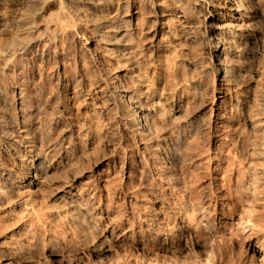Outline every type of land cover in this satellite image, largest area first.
Masks as SVG:
<instances>
[{
  "label": "rangeland",
  "instance_id": "rangeland-1",
  "mask_svg": "<svg viewBox=\"0 0 264 264\" xmlns=\"http://www.w3.org/2000/svg\"><path fill=\"white\" fill-rule=\"evenodd\" d=\"M119 1L102 13L113 15L111 22L59 34L50 21L59 3L44 7V0H0V12L13 20L9 33L0 35L4 37L0 39V166L11 171L14 183L0 202V241L15 245L10 239L12 230L25 225L30 243L19 251L28 264H261L251 245L259 242L264 247V174L259 169H264V154L258 153L259 147L256 150L257 145L264 147V127L256 132L250 120L264 117V43L253 49L245 44L249 46L243 57L246 67L221 82L207 48L211 37L199 0ZM67 2L81 9L76 0ZM157 3L179 8L192 18L190 49L172 41L167 42H172L168 48L166 42L159 43L161 37L153 40L152 32L159 28ZM244 5L246 24L264 34V0L244 1ZM88 13V17L93 14ZM46 28L55 35L44 34ZM115 28L126 29L128 34L112 37L108 33ZM29 40H34L37 54L32 64L19 53L20 44ZM109 48L121 63L108 54ZM132 72L160 98L165 113V122L155 127L153 141L131 132L122 121L124 110L113 104L110 92L96 94L98 86L112 79L117 93L126 95L125 103H136L142 87L131 79ZM64 75L74 89L67 94L59 86ZM73 91L78 96L71 99ZM219 118L223 123H217ZM3 130L9 131L12 148L22 151L27 143L35 146L33 150L47 157L46 165L71 146L72 163L40 179L38 187L19 192L18 187L30 181L24 168L33 154L20 161L6 157ZM101 177L106 178L105 184H99ZM64 178L96 194L90 212H73L55 199L57 188L66 183ZM51 179L63 181L53 184ZM156 195L165 209L156 203ZM203 212L211 216L201 223ZM100 213L102 222L96 218ZM251 217L253 225H245ZM179 221L190 224L180 248L164 249L148 232L152 223L156 229L173 233ZM111 225L116 231L105 243L102 234ZM104 247L108 251L96 262L92 249ZM7 255L1 247L0 264H11Z\"/></svg>",
  "mask_w": 264,
  "mask_h": 264
},
{
  "label": "bare ground",
  "instance_id": "bare-ground-1",
  "mask_svg": "<svg viewBox=\"0 0 264 264\" xmlns=\"http://www.w3.org/2000/svg\"><path fill=\"white\" fill-rule=\"evenodd\" d=\"M38 1V0H37ZM42 1V0H41ZM78 4L80 3L81 9H73L72 7L69 6V3L67 0H44L45 4H51L53 3H59V11L51 17V22L54 23L56 27V32L61 34L66 32H72L77 30L79 27L82 28V26L92 27V26H99L100 22H105L109 23L113 20V15L110 16L108 15H102L104 11L107 10V7L109 4L114 5V3L120 2L119 0H76ZM244 1H250V0H199L200 2V7L204 11V16L205 20L207 23V26L209 28V34H210V40L208 42V49L210 55L213 57L215 68L217 69V72L221 74V82L226 81L227 78L231 79L233 76V73H239L242 68L246 67L244 66L243 63V57L246 54V49L250 47V49L254 48L255 46H258L257 44H263L264 43V34L260 33L259 31H253L249 28V25L246 24V19H249L247 16V8L244 6ZM36 2V1H35ZM157 2V1H156ZM76 3V2H75ZM155 3V2H154ZM249 3V2H248ZM253 3V2H252ZM149 4V3H148ZM58 5V4H57ZM73 4H71L72 6ZM75 5V4H74ZM150 5V4H149ZM44 6V7H45ZM48 6V5H47ZM153 6V5H152ZM158 7L155 15L156 19L159 23V28L152 32V38L153 40L158 41L159 38L161 37V42H169L172 41L178 42L180 47L182 49H185L188 47V45L193 41V36L189 32V30L192 29V18L185 13L183 10L177 8V9H171L168 6H163L160 3H157L156 5ZM77 7V6H75ZM155 7V6H154ZM252 8V7H251ZM254 9V8H253ZM92 12L88 17V12ZM247 11V12H246ZM253 11V10H252ZM257 14L260 16L262 15L261 12H257ZM115 15V14H114ZM197 15V14H196ZM155 17V16H154ZM13 18V17H12ZM196 18V17H195ZM251 19V18H250ZM194 21V20H193ZM49 22V21H48ZM50 22V23H51ZM198 22V21H197ZM204 23V22H203ZM13 20L10 19L6 13L0 12V35L8 34L10 31V28H12ZM46 25V24H45ZM47 27V25H46ZM154 27V26H153ZM206 27V26H205ZM253 27V26H252ZM194 28V27H193ZM196 28V27H195ZM55 29V28H54ZM152 29V28H151ZM166 29H168V32H166ZM25 30V28H24ZM79 30V29H78ZM16 31V30H15ZM107 31V30H106ZM199 31V30H198ZM128 31L126 29H121L120 31L116 30V28L111 31H109L108 34H110L112 37H117L123 34H128ZM22 34V33H21ZM44 34L53 36L55 35L52 32H49V30L46 28L44 31ZM5 36V35H4ZM8 35H6L7 37ZM124 36V35H123ZM2 37V36H1ZM0 37V39H1ZM10 37V36H9ZM24 37V36H23ZM111 37V38H112ZM200 37V36H199ZM203 37V36H202ZM4 38V37H3ZM2 38V39H3ZM1 39V40H2ZM9 39V38H8ZM23 39V38H22ZM30 39V38H29ZM0 40V41H1ZM12 40V39H11ZM30 42L20 44L21 48L19 49V53L21 55H24L25 58L23 59L27 64H32L36 58L37 54L36 51L33 50L35 42L34 40H29ZM36 41V39H35ZM109 41V40H108ZM12 42V41H11ZM24 42V41H23ZM170 42V43H172ZM198 42V41H197ZM1 43V42H0ZM87 43V42H86ZM101 43V42H100ZM170 43H167L166 47L171 48ZM90 42L87 43L89 45ZM169 44V45H168ZM245 44H249V46L246 47ZM110 45V44H109ZM118 45V44H117ZM123 45V44H122ZM197 45V44H196ZM200 45V44H199ZM244 45L246 48H244ZM116 46V45H115ZM126 45H124L125 47ZM2 47V45H1ZM0 47V48H1ZM117 47V46H116ZM153 47V46H152ZM179 47V46H178ZM195 47V46H194ZM107 48V47H106ZM113 48V47H112ZM107 49L108 54L119 61L120 59L118 56L115 55V51L113 49ZM154 48V47H153ZM189 48V47H188ZM198 48V47H197ZM258 49V47H256ZM255 48V49H256ZM126 49V48H125ZM159 49V48H158ZM180 49V48H179ZM187 49V48H186ZM185 49V50H186ZM190 49V48H189ZM87 50L91 52V47L88 46ZM165 50V49H164ZM172 50V49H171ZM160 51V50H159ZM176 51V50H174ZM253 51V50H252ZM251 51V52H252ZM11 52V51H10ZM94 52V51H93ZM124 52V51H123ZM179 52V51H177ZM177 52H175L177 54ZM189 52V51H188ZM192 52V51H191ZM171 53V52H170ZM11 54V53H10ZM9 54V55H10ZM12 54H14L12 52ZM123 54V53H122ZM121 54V55H122ZM127 54V53H125ZM134 54V53H133ZM137 54V53H136ZM251 54V53H249ZM95 55V54H94ZM135 55V54H134ZM173 55V54H172ZM178 55V54H177ZM12 56V55H11ZM107 56V55H106ZM129 56V55H128ZM136 56V55H135ZM246 56V55H245ZM13 57V56H12ZM11 57V59H12ZM124 57V56H123ZM122 57V58H123ZM133 57V56H132ZM138 57V56H137ZM10 58V56H9ZM111 58V59H112ZM121 58V56H120ZM126 58V57H125ZM124 58V59H125ZM128 59L131 60V58L128 57ZM127 59V60H128ZM115 60V61H116ZM136 60V59H135ZM122 61V60H121ZM121 61H119L121 63ZM123 63V62H122ZM174 63V62H171ZM176 63V62H175ZM124 64V63H123ZM132 64V63H131ZM147 64V63H146ZM11 65V64H10ZM176 65V64H175ZM126 66V65H125ZM129 66V65H128ZM167 66V64H166ZM217 66H220L218 69ZM176 67V66H175ZM178 67V66H177ZM105 68V67H104ZM168 68V66H167ZM214 68V69H215ZM99 69V68H98ZM141 69V68H140ZM146 69V67H145ZM127 70V69H126ZM174 70V69H173ZM108 71V70H107ZM110 71V70H109ZM132 71V70H131ZM134 71V70H133ZM169 71H172L171 69ZM174 72V71H173ZM176 73V72H175ZM131 79L134 81L135 84L139 85L142 87V92L140 94V98L138 101H135L136 103L133 104H126L124 101L125 96L121 97L120 94L117 93L116 91V83L115 81H104V84L101 86H98L97 89V95L98 96H104L106 91L110 92L114 96L113 104L117 107H121L125 112L123 111L122 115V121L125 122V124L130 128L131 132L135 133L139 137H145L148 139H151V141L154 140V136L156 135L155 127L162 122L164 119L163 117L165 113H163L161 103H160V98L156 96L155 92L152 91L150 87H147L143 85L145 83L144 79L139 76V74L131 73L129 74ZM215 77V76H214ZM106 78V77H105ZM177 78V77H176ZM60 91L64 94H67L71 92L72 90V84L69 80L68 77L64 75V77L60 78ZM109 79V78H108ZM149 80V79H148ZM147 80V81H148ZM236 80V79H235ZM172 81V80H171ZM232 81V80H231ZM237 81V80H236ZM76 82V81H75ZM174 82V81H173ZM159 83V82H158ZM225 83V82H224ZM232 84V83H231ZM151 85V84H150ZM154 85V84H153ZM152 86V85H151ZM185 86V85H184ZM188 86V85H187ZM77 89V88H76ZM139 89V88H138ZM263 92V91H261ZM78 92L73 91V97L71 99H74L77 97ZM264 93V92H263ZM163 94V93H162ZM161 95V94H160ZM163 96V95H161ZM261 96V95H260ZM263 99L261 100L263 104L262 107L264 106V96H261ZM166 98V97H165ZM21 101L24 99V96H22ZM86 100V99H85ZM92 100V99H91ZM172 101V100H171ZM86 103V102H85ZM89 103V102H88ZM170 103V102H169ZM22 104V102H21ZM20 104V105H21ZM74 104V103H73ZM142 104H148L150 107L148 109L142 108ZM0 106H1V98H0ZM85 106V105H84ZM87 106H89L87 104ZM66 109V108H65ZM91 109V108H90ZM122 111V110H121ZM264 111V107H263ZM262 113V112H261ZM260 114V113H259ZM264 113H262L263 115ZM29 117V116H28ZM116 117V116H115ZM224 118V117H223ZM5 119V118H4ZM3 120V119H2ZM167 120V119H166ZM249 120V119H248ZM165 122V120H164ZM219 124L223 123L222 118H219ZM4 124V123H3ZM251 126L257 131H260L264 127V117L261 116H256L255 118L250 120ZM0 126L1 121H0ZM6 125L4 124V127ZM223 126V125H222ZM3 127V126H2ZM1 131V130H0ZM262 131V130H261ZM9 132V131H8ZM8 132L6 130L2 131L1 135L3 140V154L6 157H9L13 159L14 161H20V159H24L26 155L33 154L32 156L30 155L31 158L26 159L27 162V167L24 168L25 173L27 176H29V182H27V186H21L19 188V192H22L25 187H38L42 182H40V179H47L50 177V175L54 171H58L60 168H66L72 163V158L70 156L73 154L74 150L71 148V146H67L65 150L53 159L52 162H50L48 165H46L48 159L44 154L37 152L36 150H33V147L27 143V146L25 150L22 151H17L16 148H12L10 144V139H8ZM13 132V131H12ZM155 133V134H154ZM255 133V132H254ZM11 133L10 135H12ZM257 135V134H256ZM14 136V134L12 135ZM18 136V135H17ZM11 138V137H10ZM158 138V137H157ZM25 139V138H24ZM159 139V138H158ZM162 139V138H161ZM157 140V139H156ZM163 140V139H162ZM160 141V140H159ZM165 141V140H164ZM149 142V141H148ZM263 142V141H262ZM30 143V142H29ZM147 143V142H146ZM156 143V142H155ZM261 143V142H260ZM145 144V143H144ZM157 144V143H156ZM146 145V144H145ZM262 145V144H261ZM257 145L260 150H262L263 145ZM23 146V144H22ZM148 146V144L146 145ZM156 147V146H155ZM152 148V147H151ZM143 149V148H142ZM149 149V148H148ZM160 149V148H159ZM166 149V148H165ZM55 148L51 150V152H55ZM147 150V149H146ZM255 150V149H253ZM259 150V151H260ZM164 151V150H163ZM260 154H264V150L262 152H259ZM257 153V152H256ZM257 153V154H258ZM49 155V154H48ZM51 155V154H50ZM254 155V154H253ZM155 156V155H154ZM73 157V156H72ZM262 157V155L260 156ZM264 157V156H263ZM156 158V157H155ZM22 161V160H21ZM209 161V160H208ZM207 161V163H208ZM206 163V164H207ZM209 165V164H208ZM263 167V166H262ZM149 169V168H148ZM251 169V168H250ZM260 173L264 174V169L260 168ZM258 169V170H259ZM257 170V171H258ZM79 171V170H78ZM77 171V172H78ZM252 171V170H251ZM74 172V171H73ZM259 172V171H258ZM257 172V174H258ZM57 173V172H56ZM259 173V174H260ZM61 174V172H60ZM66 174V173H64ZM98 174V173H97ZM249 174V173H248ZM253 174V172H252ZM74 175V174H73ZM77 175V174H76ZM100 175V174H99ZM55 176V175H54ZM57 176V174H56ZM88 176V175H87ZM257 176V175H256ZM260 176V175H258ZM257 176V177H258ZM262 176V175H261ZM260 176V177H261ZM65 177V175H64ZM172 177V176H171ZM55 178V177H54ZM250 178V177H249ZM53 179V178H52ZM51 179V180H52ZM61 179V178H60ZM67 179V178H66ZM71 179V178H70ZM69 179V180H70ZM76 179V178H75ZM217 179V178H216ZM257 179V178H256ZM99 184H105L107 182L106 178L101 177L99 179ZM171 180V179H170ZM12 174L11 171L7 170L6 168L0 166V184L2 183V188L0 187V202L1 199L5 197V191L8 189V186L13 189L14 188V183L12 182ZM43 181V180H42ZM58 182H62L63 180ZM55 180L51 181V183H55ZM64 183L62 186L57 188L55 195V199L59 202H61L63 205L66 207L69 206L73 210V212H78L80 211H85L87 212L90 208L94 207L96 204V194L90 192L87 189L81 190L79 186H77V181H70ZM244 181V180H243ZM172 182V181H170ZM256 182V181H255ZM261 182V181H260ZM262 183V182H261ZM52 184V186H53ZM62 183H60L61 185ZM151 184V183H150ZM173 184V183H172ZM1 186V185H0ZM48 186V185H47ZM59 186V185H58ZM242 186V185H241ZM246 186V185H245ZM16 187V186H15ZM57 187V186H56ZM55 187V188H56ZM91 187V186H90ZM143 187V186H142ZM163 187V186H162ZM54 188V189H55ZM84 188V187H83ZM89 188V187H88ZM148 188V187H147ZM172 188V187H171ZM244 188V187H243ZM48 189V188H47ZM160 189V187H159ZM170 189V188H169ZM173 189V188H172ZM53 190V189H51ZM149 190V188H148ZM164 190V189H163ZM9 191V190H8ZM53 193V191H52ZM163 193V192H162ZM249 193V192H248ZM31 194V193H30ZM29 194V196H30ZM41 194V193H40ZM157 194V193H156ZM245 194V193H244ZM21 195V194H20ZM9 196V195H8ZM47 196V195H46ZM160 195L155 196V201L156 203H159L161 205L160 208L165 209V203L161 200ZM167 196V195H166ZM10 198V197H9ZM43 198V197H42ZM51 198V196H50ZM132 198V197H131ZM134 198V197H133ZM132 198V199H133ZM166 198V197H165ZM14 199V198H13ZM136 199V198H135ZM17 201V200H16ZM30 201V200H29ZM36 201V200H35ZM47 201V200H46ZM39 202V201H38ZM45 203V201L43 202ZM60 203V204H61ZM247 203V202H246ZM249 203V202H248ZM10 204V203H8ZM12 205V204H11ZM28 205V204H27ZM42 205V204H40ZM52 205V204H51ZM167 205L172 206L173 204L168 203ZM176 205V204H175ZM179 205V204H178ZM177 205V206H178ZM248 205V204H247ZM30 206V205H29ZM50 205H48L49 207ZM240 206V205H239ZM32 207V206H31ZM42 207V206H41ZM47 206L45 205V208ZM53 207V206H52ZM182 207V206H181ZM3 208V207H2ZM27 208V207H26ZM39 207H37L38 209ZM54 208V207H53ZM52 208V209H53ZM61 209V207H59ZM96 208V207H95ZM100 208V207H99ZM35 207V210H37ZM65 209V208H64ZM93 209V208H92ZM97 209V208H96ZM153 209V208H152ZM176 209V208H175ZM179 209V208H178ZM250 209V208H249ZM252 209V208H251ZM27 210V209H26ZM29 210V209H28ZM41 208L39 209V212ZM50 210V209H48ZM48 210L46 212H48ZM57 210V209H56ZM63 210V209H62ZM100 210V209H99ZM244 210H247L244 208ZM38 211V210H37ZM36 211V212H37ZM45 211V210H44ZM52 211V210H51ZM50 211V212H51ZM55 211V210H54ZM174 211V210H173ZM176 211V210H175ZM243 211V209H242ZM254 211V210H252ZM45 212V213H46ZM70 212V211H69ZM97 212V210H96ZM200 212H202L200 210ZM206 212V211H205ZM241 212V211H240ZM251 212V211H249ZM11 213V212H10ZM35 213V211H34ZM33 213V214H34ZM42 213V212H41ZM40 213V214H41ZM44 213V212H43ZM52 213V212H51ZM160 213V212H159ZM245 212H243L244 215ZM252 213V212H251ZM250 213V214H251ZM256 213V212H255ZM253 213V214H255ZM258 213V212H257ZM12 214V213H11ZM25 214V213H24ZM32 214V215H33ZM53 214V213H52ZM78 214V213H77ZM88 214V213H87ZM92 214V213H91ZM149 214V213H148ZM201 214V213H200ZM211 214V213H210ZM19 215V214H18ZM22 215V214H21ZM28 215V214H27ZM64 215V214H63ZM76 215V214H75ZM96 218H98V222H102L103 220V215L96 214ZM161 215V213L159 214ZM158 215V216H159ZM164 215V214H163ZM209 215V214H208ZM207 214H204V212L199 216L200 217V222H207L209 220L210 216ZM247 215V213H246ZM252 215V214H251ZM258 215V214H257ZM53 216V215H52ZM61 216V215H60ZM253 216V215H252ZM16 217V216H15ZM35 217V216H34ZM37 217V216H36ZM79 217V216H78ZM85 217V216H84ZM241 217V216H240ZM247 217V216H245ZM250 217V216H249ZM259 219V215L257 216ZM40 218V217H39ZM72 218V217H71ZM74 218V217H73ZM243 218V217H242ZM93 219H95V216H93ZM153 219V218H152ZM245 219V218H244ZM250 220L247 222L251 225L254 222L253 217L249 218ZM24 221V219H22ZM76 220V219H75ZM144 220V219H143ZM163 219H160L158 217V221H161ZM154 221V220H153ZM164 221V220H163ZM185 221V220H184ZM184 221H179L178 224L175 227V232L173 233H167L163 229H156L155 226L149 225L150 232L149 234L155 240L160 246H162L164 249L165 248H177L182 245L183 239L186 237L188 234V229L189 225L184 222ZM239 221V220H238ZM261 221V220H260ZM22 222V221H21ZM155 222V221H154ZM210 222V221H209ZM245 222V221H244ZM252 222V223H251ZM262 222V221H261ZM148 223V224H149ZM240 223H243L240 221ZM239 223V224H240ZM18 224V223H17ZM21 224V223H20ZM112 224V223H111ZM5 225V224H4ZM109 225V224H108ZM192 225V224H191ZM244 225V224H243ZM249 225V226H250ZM253 225V224H252ZM3 226V225H2ZM23 226H15V228L12 230V235H11V240L15 241L12 243L13 245L10 244H3L0 241V250L1 247H5L7 250V260L11 264H28L30 261H25V259L20 255V248L25 247L30 243L29 237H28V232L26 228ZM196 226V225H195ZM202 226V225H201ZM240 226V225H239ZM4 227V226H3ZM27 227V226H26ZM30 227V226H29ZM106 227V226H105ZM158 227V226H157ZM162 227V226H161ZM242 228V226H240ZM198 228V227H195ZM251 228V226H250ZM2 229V228H1ZM8 229V228H7ZM104 229V228H103ZM119 229V228H118ZM174 229V228H173ZM263 229V228H261ZM32 230V229H31ZM98 230V229H97ZM5 231V230H4ZM115 228L111 226L106 227L105 234H102L104 242L110 240L112 237H114L115 234ZM195 231V230H194ZM6 232V231H5ZM261 232V231H260ZM259 234V233H257ZM264 234V233H263ZM4 235V234H3ZM132 235V234H131ZM32 236V234H31ZM101 237V238H102ZM35 238V237H34ZM151 240V239H150ZM11 241V242H13ZM247 241V240H246ZM29 242V243H28ZM105 242V243H106ZM153 242V241H152ZM29 246V245H28ZM106 246V245H105ZM161 247V248H162ZM22 250V249H21ZM107 248H101V249H92V256L96 259V262L100 260L105 253L107 252ZM251 251L253 254L258 256V261L261 262V264H264V247L257 242L256 244L251 245ZM23 252V251H21ZM25 254V253H24ZM32 254V253H31ZM2 257V256H1ZM253 259V258H252ZM100 262V261H99Z\"/></svg>",
  "mask_w": 264,
  "mask_h": 264
}]
</instances>
